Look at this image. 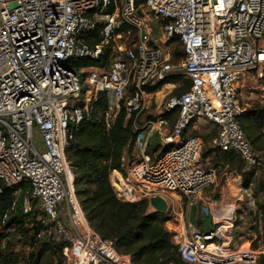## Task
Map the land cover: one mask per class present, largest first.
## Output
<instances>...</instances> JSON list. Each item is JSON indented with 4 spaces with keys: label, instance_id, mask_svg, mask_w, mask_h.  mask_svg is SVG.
Returning <instances> with one entry per match:
<instances>
[{
    "label": "built area",
    "instance_id": "2783aa9c",
    "mask_svg": "<svg viewBox=\"0 0 264 264\" xmlns=\"http://www.w3.org/2000/svg\"><path fill=\"white\" fill-rule=\"evenodd\" d=\"M154 20L170 46L181 44L183 55L176 61L161 42L152 43ZM93 31L95 45L89 36ZM132 33L138 40L118 47L117 39ZM106 50V66L77 67L99 60ZM244 73L260 81L264 91V0H0V193L9 188L15 197L0 230L22 210L36 245L58 246L66 264H133L115 240L103 238L90 224L67 158L89 116L79 100L87 83L97 97L108 96L107 129L124 109L141 131L134 146L138 161L110 174L118 197L146 201L149 214L159 212L151 199L166 201L167 229L184 264H258L264 248L249 242L248 248L232 249L221 243L235 237V215L205 234L186 209L216 179L215 168L200 164L202 138L185 137L197 122L217 127L211 150L234 152L248 171L264 172L263 157L239 121ZM180 76L190 87L165 104L164 113H178L172 130L163 131L169 120L161 116L140 126L155 89ZM157 133L169 148L153 158L148 150ZM247 235L259 238L250 230Z\"/></svg>",
    "mask_w": 264,
    "mask_h": 264
},
{
    "label": "trees",
    "instance_id": "16d2710c",
    "mask_svg": "<svg viewBox=\"0 0 264 264\" xmlns=\"http://www.w3.org/2000/svg\"><path fill=\"white\" fill-rule=\"evenodd\" d=\"M89 36L92 38L91 44H97V33L93 31ZM109 56L110 51L106 50L99 60H84L77 67H104L109 62ZM180 79L175 78L174 81ZM162 86H158L155 91ZM108 105L107 94L100 93L92 104L88 118L82 122L67 149V158L76 176L77 195L82 208L94 230L103 238L115 240L117 250L130 254L133 264H184L179 257L174 234L166 227L167 214H148L149 205L146 201L133 203L120 199L111 184V172L123 171L125 157L133 153L136 138L141 131L135 128V117L127 118L124 109L114 126L107 129L105 113ZM177 114V110H174L165 112L161 117L174 124ZM239 121L252 148L263 156L264 108L243 112ZM165 151L166 149L163 150ZM211 151L215 153L214 164L217 166L228 164L230 167H237L240 162L234 152L221 154ZM242 165L244 167L237 168V173L242 177L244 187L252 190L256 201V211H247L246 214L250 217V231L262 238L264 243V172L261 171L257 176L256 171L245 170L243 162ZM14 199L13 191L9 188H4L0 193V219ZM243 214L239 209L237 218H242ZM247 217L242 219L245 221ZM27 220L28 216L19 210L9 225L0 230V264H39L42 253L52 248L54 251L59 250L58 246L44 244L40 245L38 255L31 254L27 258L16 251L12 242L19 234L20 237H28L36 246V233L25 227ZM238 226L237 221L236 228ZM9 227L14 229L9 231ZM234 235L237 236L236 229ZM258 264H264V254Z\"/></svg>",
    "mask_w": 264,
    "mask_h": 264
},
{
    "label": "rangeland",
    "instance_id": "374dc122",
    "mask_svg": "<svg viewBox=\"0 0 264 264\" xmlns=\"http://www.w3.org/2000/svg\"><path fill=\"white\" fill-rule=\"evenodd\" d=\"M152 26L154 28H156V31L151 35L150 39H154V41L156 42H161L166 48H168L170 50V52L172 53V55L174 56L175 61L177 59H179L182 55V46L181 44H173L172 46L169 45V43L165 40L163 33L160 31L161 29L159 22H157V20H154L152 22ZM157 26H158V30H157ZM127 29H125L126 31ZM143 38L146 39V35H143ZM138 40V36L136 33H132L131 35H127L125 34V36H122L120 38L117 39V45L118 47H124V46H132L136 41ZM89 72V70H85L84 71V76L86 77L87 73ZM182 81V83H186L187 80H185V78L180 79ZM261 85V84H259ZM257 88L256 86L254 87V89H247L246 92L248 93V97H250L251 93H254V99H252L251 101H249V104L254 105V107H256V109L261 110L264 108V91L262 90V88L259 87V89H255ZM167 91H164L162 93H160L157 96L154 97H149V99L147 100L146 103V108L145 110L142 112L141 117L143 121H146L148 119L151 118H157L159 116H161V112H164V108H165V104L167 103L168 99L170 96H166ZM181 89L180 90H176L173 92V96L174 95H179L181 94ZM97 95L96 92L94 90V88L92 86H90L89 84L85 83L84 85V89L79 97L80 102L85 106V108L89 111L91 110L92 104L96 101ZM245 102V101H243ZM247 102V101H246ZM243 105V103H242ZM198 124H195L193 126H191L189 128V130L186 132V135L190 136V135H195V136H199L202 138V141L204 142L205 145H203V149H202V153L200 155V164L206 168H214V161H213V156L209 157V155H211V150H210V146L207 145V140L205 138H208L210 135L216 136L217 135V127L215 125H213L210 122L207 121H200L197 122ZM172 121L170 122L169 126H168V130L171 131L172 130ZM197 126V128L199 129V131H196L195 129H193V127ZM159 144V137L156 135L152 141H151V145H150V152L153 148H155L157 145ZM151 155V153H150ZM139 155L133 151V153L130 156H126L125 158V164L130 165L136 161H138ZM239 157V156H238ZM240 162L237 164V168H243L244 166L242 165V160L239 158ZM264 160V157H263ZM240 166V167H239ZM245 169V168H244ZM218 170L217 172V181L224 184L225 183V176H224V172H221ZM261 174V171H257V176ZM211 188V187H210ZM209 189V188H208ZM207 189V190H208ZM205 190V191H207ZM205 191H203L201 194H203ZM252 197H253V193H252ZM256 203V201H255ZM189 208V207H188ZM195 208V210H197L199 212V214H197V216L193 213L192 214V221L200 228V230L203 233H210L211 231H213L215 229V225L216 223L212 222L211 217H207V213H208V208L203 207L202 204L200 203V200L198 201V203L193 207ZM187 209V208H186ZM217 212V211H216ZM147 213L149 214V207L147 209ZM228 215L230 216V212L228 213ZM222 215H219L217 213V217L216 220L220 221L222 220ZM238 224L239 226L236 228V233L237 236L235 237H230L228 238H222V242L221 243H226L225 247H230L232 249H236V248H240L241 246H244V248H248L249 247V242H251V247L257 249V248H264V243L263 240L261 238H258L256 240L253 239V237H246L244 239H240L239 236L243 233H246L250 230V219H245V221L242 218H237ZM166 227L168 228V226L166 225ZM14 229V227H12V230ZM21 234H19L18 236H16L13 239L12 245L14 246L16 251H19L22 253V255L24 257H29L31 254H35L38 255L40 253V245H36L33 244V242L30 241V239L25 236L20 237ZM33 244V245H32ZM214 246H211L209 248H213ZM39 264H66V261L62 258L59 250H47L46 252L41 254V259H40V263Z\"/></svg>",
    "mask_w": 264,
    "mask_h": 264
},
{
    "label": "crops",
    "instance_id": "0c3cea01",
    "mask_svg": "<svg viewBox=\"0 0 264 264\" xmlns=\"http://www.w3.org/2000/svg\"><path fill=\"white\" fill-rule=\"evenodd\" d=\"M153 40H151L152 43L155 42V41L153 42ZM175 78H181L182 79L184 77L180 76V77L172 78V80L167 82V84L165 86H162V88L160 90L154 91L152 93L153 94L152 97L157 96L164 91H167L166 96H170L176 90L181 89V92L183 93L184 90L186 91L189 89L190 84L188 81H186V83L183 84L181 80H179V81L175 80L174 81ZM259 84H261V85H259ZM187 86H188V89L186 88ZM255 86L258 89H259V87L263 89V84L260 81H257L256 79H254L250 73H244L243 77H242V81L240 83V96H241V100L243 103V112L256 109V107H254V105L249 104V101L254 99V93H251L250 97H248V93L246 92L247 89H249V88L254 89ZM257 88H255V89H257ZM243 101H245V102H243ZM161 113L164 114V112H161ZM145 122L146 121H143L142 118H140L138 121V124L140 126H142ZM170 122L171 121L169 120V124H170ZM196 124H198V123H196ZM172 125H174V124H172ZM193 129H195L196 131H199L197 126L193 127ZM163 131L170 132L168 130V127L163 128ZM156 135L159 137V144L155 148H153L151 150V152H150V147L148 150V153L149 154L151 153V156L153 158H157L158 156L162 155L164 153L163 150L166 149V151H167L169 148V146L165 142H163L161 135L159 133H157ZM156 135H154V137ZM187 136L188 135H186V133H185V137H187ZM215 137L216 136L210 135L208 138H205L207 140L206 144L210 146L211 141ZM152 139H151V141H152ZM150 145H151V142H150ZM203 145H205L204 142H203ZM219 153L222 154V152H219ZM210 156L211 157L213 156V161H214L215 153L214 152L211 153V155H209V157ZM262 157H264V155ZM214 165H215L214 168L216 170L215 183L211 186V188H209L203 194L199 195V200H200V203L202 204V206L208 208V213L206 216L208 218L211 217L212 222L217 224V222H218L216 220L217 213L219 215H222V218L225 219L229 216L228 215L229 212H230V216L235 215V217H237V211L239 209H241L243 211V213H245V212L247 213V211H254L255 212L256 211V203H255V199L252 197V190L246 189L244 187L243 179L237 173V167H230L228 164L221 165V166H217L216 164H214ZM218 170L221 172H224V176H225V183L224 184L217 181ZM245 170H247V169L245 168ZM221 172H220V174H221ZM193 207L187 208V215H188V218L191 219V221H192L191 216L193 213L196 216H197V214H199V212L197 210H195V208H193ZM241 217L245 218V217H247V215L243 214ZM246 219L248 220V219H250V217H247ZM215 227H216V225H215ZM247 236L248 235L246 233H243L239 236V238H245Z\"/></svg>",
    "mask_w": 264,
    "mask_h": 264
},
{
    "label": "water",
    "instance_id": "95a60500",
    "mask_svg": "<svg viewBox=\"0 0 264 264\" xmlns=\"http://www.w3.org/2000/svg\"><path fill=\"white\" fill-rule=\"evenodd\" d=\"M150 203L159 212L166 213L168 211V205L166 201L160 197H155L151 199Z\"/></svg>",
    "mask_w": 264,
    "mask_h": 264
}]
</instances>
